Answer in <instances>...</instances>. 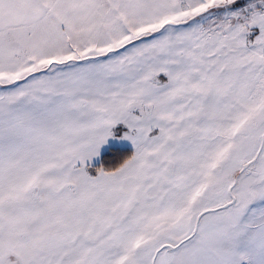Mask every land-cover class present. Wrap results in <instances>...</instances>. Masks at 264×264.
<instances>
[{
    "label": "snow or ice",
    "instance_id": "6c2138e0",
    "mask_svg": "<svg viewBox=\"0 0 264 264\" xmlns=\"http://www.w3.org/2000/svg\"><path fill=\"white\" fill-rule=\"evenodd\" d=\"M0 264H264V0H0Z\"/></svg>",
    "mask_w": 264,
    "mask_h": 264
},
{
    "label": "trees",
    "instance_id": "16d2710c",
    "mask_svg": "<svg viewBox=\"0 0 264 264\" xmlns=\"http://www.w3.org/2000/svg\"><path fill=\"white\" fill-rule=\"evenodd\" d=\"M121 151L122 152H128V151H130V147H121ZM103 156L104 157H109L110 156V154L108 153V152H104L103 153ZM110 161L108 160V159H105L104 160V163H109ZM111 162H115L114 160H112Z\"/></svg>",
    "mask_w": 264,
    "mask_h": 264
},
{
    "label": "crops",
    "instance_id": "0c3cea01",
    "mask_svg": "<svg viewBox=\"0 0 264 264\" xmlns=\"http://www.w3.org/2000/svg\"><path fill=\"white\" fill-rule=\"evenodd\" d=\"M122 147H130V146L127 144V142H124V143L122 144Z\"/></svg>",
    "mask_w": 264,
    "mask_h": 264
},
{
    "label": "rangeland",
    "instance_id": "374dc122",
    "mask_svg": "<svg viewBox=\"0 0 264 264\" xmlns=\"http://www.w3.org/2000/svg\"><path fill=\"white\" fill-rule=\"evenodd\" d=\"M130 146V145H129Z\"/></svg>",
    "mask_w": 264,
    "mask_h": 264
}]
</instances>
